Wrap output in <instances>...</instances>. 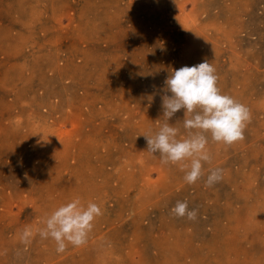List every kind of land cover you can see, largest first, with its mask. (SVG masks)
I'll return each instance as SVG.
<instances>
[{
	"label": "rangeland",
	"instance_id": "1",
	"mask_svg": "<svg viewBox=\"0 0 264 264\" xmlns=\"http://www.w3.org/2000/svg\"><path fill=\"white\" fill-rule=\"evenodd\" d=\"M205 60L251 120L232 145L208 134L211 164L189 185L142 134L167 122L171 71ZM184 118L168 121L180 137ZM217 167L223 179L206 188ZM76 198L103 212L85 245L62 254L38 234L21 244L25 227ZM177 201L197 218L174 216ZM62 260L264 264V0L0 1V264Z\"/></svg>",
	"mask_w": 264,
	"mask_h": 264
},
{
	"label": "clouds",
	"instance_id": "2",
	"mask_svg": "<svg viewBox=\"0 0 264 264\" xmlns=\"http://www.w3.org/2000/svg\"><path fill=\"white\" fill-rule=\"evenodd\" d=\"M215 71L207 60L172 70L164 82L165 94L161 105L167 122L155 132L142 134L147 150L159 154L163 164L178 165L185 173L184 181L189 185L204 177V163L211 164L208 134L214 143L232 145L244 139V130L251 120V112L246 105L223 94L218 88ZM151 100L152 97H149ZM181 109L185 110L183 127L187 135L184 137H180L179 129L168 122ZM223 173L224 170L219 167L210 169L205 187H212L221 181ZM171 212L188 220H195L198 215L197 210L189 209L187 201H177ZM101 215L102 208L97 203L84 205L76 198L56 208L36 232L25 227L19 240L27 246L38 234L41 239L55 241L56 251L62 253L68 245H85L96 218Z\"/></svg>",
	"mask_w": 264,
	"mask_h": 264
},
{
	"label": "bare ground",
	"instance_id": "3",
	"mask_svg": "<svg viewBox=\"0 0 264 264\" xmlns=\"http://www.w3.org/2000/svg\"><path fill=\"white\" fill-rule=\"evenodd\" d=\"M1 1V0H0ZM3 2V1H2ZM7 2V1H6ZM4 3V2H3ZM5 4V3H4ZM22 4V3H21ZM40 4V3H39ZM25 4H23V6H24ZM8 6H10L9 4H8ZM245 6V5H244ZM20 7V6H19ZM95 7V6H94ZM5 11V10H4ZM11 11H12V9H11ZM13 12V11H12ZM12 15V14H11ZM72 20V19H71ZM259 20H261V18L259 19ZM9 24V23H8ZM104 24V23H103ZM20 25V24H19ZM30 25V24H29ZM105 25V24H104ZM28 26V25H27ZM105 29V28H104ZM29 34H30V32H29ZM31 36V35H30ZM74 37V36H73ZM118 38V37H117ZM57 39V38H56ZM30 40V39H29ZM108 40V39H107ZM18 41V40H17ZM32 41V40H31ZM114 41V40H113ZM15 43H16V41H15ZM34 46V45H33ZM217 48V47H216ZM11 50V49H10ZM205 51V50H204ZM200 52V51H199ZM217 52V51H216ZM129 53V52H128ZM223 53V52H222ZM13 54V53H12ZM231 55V54H230ZM19 56V55H18ZM232 56V55H231ZM140 57V56H139ZM224 57V56H223ZM146 58V57H145ZM205 58V57H204ZM95 59V58H94ZM208 59V58H207ZM186 60V59H185ZM239 60V59H238ZM74 61V60H73ZM244 61V60H243ZM62 62V61H61ZM248 63V62H247ZM11 64V63H10ZM217 64V63H216ZM230 64V63H229ZM214 65V64H213ZM258 65V64H257ZM70 66V65H69ZM81 67V66H80ZM12 68V67H11ZM37 68V67H36ZM85 68V67H84ZM132 68V67H131ZM237 68V67H236ZM249 68V67H248ZM31 69V68H30ZM68 69H70L69 67H68ZM133 69V68H132ZM221 69H223V68H221ZM82 70V69H81ZM30 73V72H29ZM224 73V72H223ZM31 74V73H30ZM86 75V74H85ZM81 76V75H80ZM252 76V75H251ZM49 77V76H48ZM36 78V77H35ZM50 78V77H49ZM65 79V78H64ZM11 80H13V79H11ZM28 80V79H27ZM26 81V80H25ZM29 81V80H28ZM50 81V80H49ZM127 81V80H126ZM134 81V80H133ZM252 81V80H251ZM13 82V81H12ZM97 82V81H96ZM137 82V81H136ZM256 82V81H255ZM28 83V82H27ZM14 84V83H13ZM20 84H22V83H20ZM29 84V83H28ZM117 84V83H116ZM135 84V83H134ZM15 85V84H14ZM235 85V84H234ZM24 86V85H23ZM118 86V85H117ZM236 86V85H235ZM52 87V86H51ZM70 87V86H69ZM75 87V86H74ZM87 87V86H86ZM101 88H102V86H100ZM146 87V86H145ZM28 88V87H27ZM77 88V87H76ZM239 88V87H238ZM30 89V88H29ZM6 90H7V88H6ZM23 90V89H22ZM109 90V89H108ZM147 90V89H146ZM239 90V89H238ZM237 90V91H238ZM9 91V90H8ZM25 91V90H24ZM72 91V90H71ZM100 91V90H99ZM114 91V90H113ZM150 91V90H149ZM157 91V90H156ZM115 92V91H114ZM21 93V92H20ZM125 93V92H124ZM230 93V92H229ZM74 94V93H73ZM94 94V93H93ZM138 95V94H137ZM69 96V95H68ZM74 96V95H73ZM134 96V95H133ZM81 99V98H80ZM154 99V98H153ZM82 100V99H81ZM138 100V99H137ZM58 101V100H57ZM77 101V100H76ZM2 103V102H1ZM93 103V102H92ZM155 103V102H154ZM88 104V103H87ZM90 104V103H89ZM120 104V103H119ZM122 104V103H121ZM120 104V105H121ZM153 104V103H152ZM122 107V106H121ZM118 108H120V107H118ZM87 109V108H86ZM89 110V109H88ZM105 113H106V111H105ZM74 115V114H73ZM79 116V115H78ZM84 117V116H83ZM149 117H150V114H149ZM109 118V117H108ZM143 118H145V117H143ZM63 119H64V117H63ZM104 119V118H103ZM60 120V119H59ZM150 120V119H149ZM156 120V119H155ZM60 121H62V120H60ZM145 124V123H144ZM263 124V123H262ZM71 125V124H70ZM73 125V124H72ZM255 125V124H254ZM74 126V125H73ZM147 126V125H146ZM65 127V126H64ZM63 127V128H64ZM155 127V126H154ZM101 128V127H100ZM102 129V128H101ZM98 130V129H97ZM9 132V131H8ZM60 132V131H59ZM58 132V133H59ZM255 132V131H254ZM10 133V132H9ZM66 132H62V133H59V136L61 135V136H65V135H69V133H67V134H65ZM64 134V135H63ZM89 135V134H88ZM96 135V134H95ZM9 136H10V134H9ZM91 136V135H90ZM92 137V136H91ZM9 138V137H8ZM84 139V138H83ZM67 142V141H66ZM85 142V141H84ZM16 144V143H15ZM67 144V143H66ZM100 145V144H99ZM61 147V146H60ZM48 149H50V148H48ZM103 149V148H102ZM16 151V150H15ZM45 153V152H44ZM78 154V153H77ZM101 154V153H100ZM254 157V156H253ZM89 160V159H88ZM95 161H96V159H95ZM250 164V163H249ZM77 165H79V164H77ZM58 166V165H57ZM86 166H88V165H86ZM61 167V166H60ZM168 167V166H167ZM77 168V167H76ZM159 169H161V168H159ZM163 169V168H162ZM181 175V174H180ZM164 176V175H163ZM179 178V177H178ZM24 180H26V179H24ZM166 180V179H165ZM125 181V180H124ZM155 181V180H154ZM107 183V182H106ZM153 183V182H152ZM166 184V183H165ZM168 184V183H167ZM245 185V184H244ZM115 186V185H114ZM159 186V185H158ZM166 186V185H165ZM23 187V186H22ZM65 187V186H64ZM161 188V187H160ZM121 191V190H120ZM124 191V190H123ZM66 194H67V192H66ZM84 195V194H83ZM82 195V196H83ZM220 197V196H219ZM222 197V196H221ZM237 197H238V195H237ZM55 198V197H54ZM24 199V198H23ZM34 199V198H33ZM93 199V198H92ZM44 201V200H43ZM61 202V201H60ZM236 204V203H235ZM63 205V204H62ZM21 206V205H20ZM5 207V206H4ZM22 207V206H21ZM238 207V206H237ZM14 208V207H13ZM15 211V210H14ZM9 213V212H8ZM255 213V212H254ZM253 213V214H254ZM186 219V218H185ZM171 221V220H170ZM180 227V226H179ZM180 229V228H179ZM33 231H35V230H33ZM123 233V232H122ZM177 233V232H176ZM5 238V237H4ZM101 238V237H100ZM129 238V237H128ZM238 238V237H237ZM48 240V239H47ZM98 240V239H97ZM15 241V240H14ZM44 241V240H43ZM235 241V240H234ZM16 243V242H15ZM52 243V242H51ZM17 244V243H16ZM39 245V244H38ZM173 245V244H172ZM112 246V245H111ZM43 247H45V246H43ZM232 247V246H231ZM41 249V248H40ZM45 249V248H44ZM47 249V248H46ZM114 249V248H113ZM30 250H31V248H30ZM55 250H56V248H55ZM46 251V250H45ZM43 252V251H42ZM41 252V253H42ZM54 252V251H53ZM170 252V251H169ZM174 252H175V250H174ZM261 252V251H260ZM46 252H44V254H45ZM63 254V253H62ZM43 255V254H42ZM89 255V254H88ZM51 256V255H50ZM34 257H35V255H34ZM60 257V256H59ZM191 257V256H190ZM19 258V257H18ZM23 258H24V256H23ZM55 259V258H54ZM62 259V258H61ZM136 259V258H135ZM146 259V258H145ZM173 259H175V258H173ZM242 259V258H241ZM150 260V259H149ZM44 261V260H43ZM24 262V261H23ZM38 262V261H37ZM50 263H52V262H50ZM14 264V263H13ZM62 264H63V260H62ZM104 264V263H103ZM219 264V263H218ZM246 264V263H245Z\"/></svg>",
	"mask_w": 264,
	"mask_h": 264
}]
</instances>
